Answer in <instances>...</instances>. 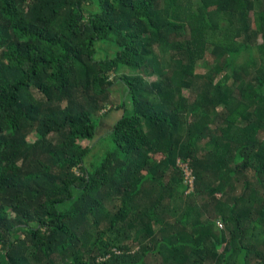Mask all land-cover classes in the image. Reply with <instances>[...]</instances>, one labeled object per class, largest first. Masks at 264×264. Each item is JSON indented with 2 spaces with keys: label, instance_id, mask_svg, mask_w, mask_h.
Listing matches in <instances>:
<instances>
[{
  "label": "trees",
  "instance_id": "1",
  "mask_svg": "<svg viewBox=\"0 0 264 264\" xmlns=\"http://www.w3.org/2000/svg\"><path fill=\"white\" fill-rule=\"evenodd\" d=\"M2 253L264 264V0H0Z\"/></svg>",
  "mask_w": 264,
  "mask_h": 264
},
{
  "label": "rangeland",
  "instance_id": "2",
  "mask_svg": "<svg viewBox=\"0 0 264 264\" xmlns=\"http://www.w3.org/2000/svg\"><path fill=\"white\" fill-rule=\"evenodd\" d=\"M256 42H260L258 39ZM197 73L204 74L206 71L200 67V65L196 69ZM115 93L113 95V100L115 102V105H118L121 102V99L123 98L124 92L123 88L120 85L114 86ZM117 111H113L108 113L105 119H107V122H105V119L101 121V129L100 133L92 142L85 141L84 145L94 146V149L91 153V155L87 158L86 162L87 165L90 166L91 162L99 163L104 154L108 149L112 147V143L109 141V132L113 129L114 122L117 121L118 117H113V113ZM118 113H116V116ZM103 137V139H101ZM36 137H31V140H34ZM101 139V140H100ZM1 264H6V257L5 254H1Z\"/></svg>",
  "mask_w": 264,
  "mask_h": 264
},
{
  "label": "built area",
  "instance_id": "3",
  "mask_svg": "<svg viewBox=\"0 0 264 264\" xmlns=\"http://www.w3.org/2000/svg\"><path fill=\"white\" fill-rule=\"evenodd\" d=\"M179 166L184 170L185 172V182L189 184L190 186H193L194 184V177L192 176L191 170L188 168L187 164L180 163Z\"/></svg>",
  "mask_w": 264,
  "mask_h": 264
},
{
  "label": "crops",
  "instance_id": "4",
  "mask_svg": "<svg viewBox=\"0 0 264 264\" xmlns=\"http://www.w3.org/2000/svg\"><path fill=\"white\" fill-rule=\"evenodd\" d=\"M116 113H118L117 115L118 116H116ZM113 117H118L117 118V121L121 118V116H122V112L121 111H117V112H114L113 114ZM117 121L116 122H114V125L117 123ZM105 122H107V119H105ZM113 125V126H114ZM100 129H101V125H100V127H99V130H98V132H97V136L99 135V133H100Z\"/></svg>",
  "mask_w": 264,
  "mask_h": 264
}]
</instances>
